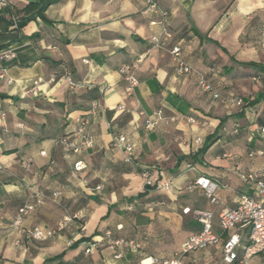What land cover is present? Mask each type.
Returning <instances> with one entry per match:
<instances>
[{
  "label": "crops",
  "instance_id": "obj_1",
  "mask_svg": "<svg viewBox=\"0 0 264 264\" xmlns=\"http://www.w3.org/2000/svg\"><path fill=\"white\" fill-rule=\"evenodd\" d=\"M32 1L39 0H9L0 10V264L169 259L201 229L183 208L217 215L253 193L242 176L264 164V100L249 104L263 84L242 64L264 65V0H156L165 17L147 12L142 0H64L45 10V20L15 28ZM154 37L164 46H154ZM176 46L193 73L175 72ZM139 58L138 85L127 98L119 69ZM64 69L83 87L58 82ZM199 76L216 88L217 99L198 87ZM94 100L100 109L89 117L93 147L62 152L55 140L75 130ZM158 110L174 122L146 130L145 118ZM118 134L133 145L130 163L113 146ZM24 158L31 159L28 170L20 166ZM77 161L83 171L73 170ZM145 169L170 190L143 191ZM198 176L228 186L216 192L219 205L188 189ZM56 189L61 195L53 202ZM35 191L43 202L15 227L18 210L34 205ZM64 220L66 227L45 241L27 234ZM183 264H224L221 246L189 253ZM244 264H264V252Z\"/></svg>",
  "mask_w": 264,
  "mask_h": 264
},
{
  "label": "built area",
  "instance_id": "obj_2",
  "mask_svg": "<svg viewBox=\"0 0 264 264\" xmlns=\"http://www.w3.org/2000/svg\"><path fill=\"white\" fill-rule=\"evenodd\" d=\"M146 6V11L153 14H160L165 17V13L160 10L156 0H142ZM9 5V0H0V10ZM13 26L17 27V21H13ZM154 46L162 47L164 43L158 37L152 38L151 41ZM170 55L175 64V72L179 75H188L193 73V69L184 64L180 59V48L173 47ZM139 58L136 64L132 67H121L119 73L122 75L126 83L125 95L130 98L134 94V89L138 85V79L135 75L137 64L141 62ZM58 82H63L70 90L83 87L82 84L76 83L71 78V73L64 69L63 74L58 78ZM198 87L205 92L213 94L215 99L218 98L217 90L214 86L209 84L202 76H199ZM232 104L237 107L243 105L242 98L230 99ZM100 109V104L94 100L90 104L88 116L81 117L76 120L75 130L67 136L60 137L55 140L62 152L66 154H79L93 147L94 140L89 130V117H92ZM124 106H119L117 110H124ZM141 115L143 113H140ZM3 115H1L2 117ZM188 122L194 123L192 118L187 119ZM174 122V118H167L164 116L162 110L152 113L144 120V128L148 131L156 129L160 124H169ZM233 133L236 134L238 126H233ZM260 134L264 136V128L260 129ZM200 139L196 140L199 144ZM113 146L121 150L123 153V161L130 163L133 153V145L129 142L123 134H118L113 139ZM42 156L44 153H40ZM260 154H264V151ZM31 164L30 158H24L20 161V166L24 170H28ZM86 165L82 161H77L73 164L75 172L83 171ZM188 171H194L195 168L188 165ZM140 177L143 181V191H149L152 188H160L164 192L170 190L169 182L158 183L153 177L152 170H142ZM242 179L249 183L253 189L251 195H241L234 208H223L217 215L212 211L194 209L185 207L182 210L183 214H190L200 225L201 229L198 233L189 236L180 247L172 254L171 258L159 260L150 259L151 264H183L184 257L192 252L203 251L211 247L221 246V261L224 264H244L254 256L264 252V164L255 171L249 172L242 176ZM100 189V187H97ZM189 190L199 189L209 199L212 205H219L220 202L216 197V192L219 189H228V186L218 181H213L205 176H198L188 186ZM34 205H26L18 210L14 218L13 225L20 227L22 220L25 216L29 215L36 205L43 202L44 196L42 193L35 191ZM61 192L54 190L50 198L53 202L57 201ZM131 208H128L130 210ZM217 220L218 231L214 229V223ZM67 220L59 223L55 229H39L35 228L27 232L28 236L35 241H45L52 238L57 232L62 231L66 227ZM246 239V244L243 243ZM118 244V243H117ZM119 244L131 247V243L120 241ZM241 250L242 255L238 256V251Z\"/></svg>",
  "mask_w": 264,
  "mask_h": 264
},
{
  "label": "trees",
  "instance_id": "obj_3",
  "mask_svg": "<svg viewBox=\"0 0 264 264\" xmlns=\"http://www.w3.org/2000/svg\"><path fill=\"white\" fill-rule=\"evenodd\" d=\"M63 1L64 0H39V1L30 2L22 10V16L17 19V28H21L27 22L34 20L36 18H40L42 20H45L44 16H43L45 10L49 6L59 4ZM7 24L10 25L11 23H7ZM242 65L244 67L252 69V72L247 74L248 77H255V78L260 77L262 80V84H263L262 92L257 96V98L255 100L249 102V104H251V105L257 104V103L261 102L262 100H264V79L262 78V77H264V65H257V64H253V63L242 64ZM65 136H67V135H65ZM207 148L208 147L206 146V149ZM203 150H205V147H203L200 152H202Z\"/></svg>",
  "mask_w": 264,
  "mask_h": 264
},
{
  "label": "rangeland",
  "instance_id": "obj_4",
  "mask_svg": "<svg viewBox=\"0 0 264 264\" xmlns=\"http://www.w3.org/2000/svg\"><path fill=\"white\" fill-rule=\"evenodd\" d=\"M238 97H240V96H238Z\"/></svg>",
  "mask_w": 264,
  "mask_h": 264
}]
</instances>
